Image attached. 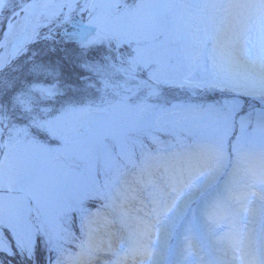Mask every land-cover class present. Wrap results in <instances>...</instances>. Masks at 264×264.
Wrapping results in <instances>:
<instances>
[{"label":"rangeland","instance_id":"obj_1","mask_svg":"<svg viewBox=\"0 0 264 264\" xmlns=\"http://www.w3.org/2000/svg\"><path fill=\"white\" fill-rule=\"evenodd\" d=\"M232 1L39 17L0 71V264H207L264 241V2ZM31 2L0 0V59Z\"/></svg>","mask_w":264,"mask_h":264},{"label":"bare ground","instance_id":"obj_2","mask_svg":"<svg viewBox=\"0 0 264 264\" xmlns=\"http://www.w3.org/2000/svg\"><path fill=\"white\" fill-rule=\"evenodd\" d=\"M75 2V0H59L58 2L55 0H35L33 4H30L27 6V8L24 11V15H20L17 18V22L15 27L11 30L10 35L8 37L7 43L8 45V51L13 49L15 47V44L19 42V38H26L28 35L31 36V34L35 35L38 27V22L40 20L39 17H41L42 14L47 13L50 16L53 15L56 9L59 8V6H62L64 4L71 5ZM262 3L264 0H233L231 2L232 8L240 10V3ZM106 36L107 34L102 30L98 31H92L90 28H84L83 38L92 39L97 36ZM35 37V36H33ZM23 40V39H22ZM21 40V41H22ZM21 43V42H20ZM3 65V59H0V67ZM196 158V157H195ZM120 234L124 233L123 229H119ZM237 233H241V230H237ZM121 237V236H119ZM237 245H232L230 248L228 246H224V249H220L223 255L226 256V259L219 260V264H248L250 262V257L248 253L251 254V250L255 248L254 240L251 243V241H247L241 244V240L236 243ZM262 243H260V249H261ZM226 254H225V253ZM202 264V263H201ZM206 264V262L204 263ZM208 264V263H207Z\"/></svg>","mask_w":264,"mask_h":264},{"label":"water","instance_id":"obj_3","mask_svg":"<svg viewBox=\"0 0 264 264\" xmlns=\"http://www.w3.org/2000/svg\"><path fill=\"white\" fill-rule=\"evenodd\" d=\"M34 2L35 0H32L31 4H33ZM33 36L35 35L31 34V36L28 35L26 38L18 37L20 39L19 42L15 44V47L13 49L7 52V55L3 60V65L0 67V71L3 70L9 64H11L17 57L21 56L25 52L26 48L35 41V37Z\"/></svg>","mask_w":264,"mask_h":264},{"label":"trees","instance_id":"obj_4","mask_svg":"<svg viewBox=\"0 0 264 264\" xmlns=\"http://www.w3.org/2000/svg\"><path fill=\"white\" fill-rule=\"evenodd\" d=\"M74 45H71V47H73ZM74 48V47H73ZM77 48V47H76Z\"/></svg>","mask_w":264,"mask_h":264}]
</instances>
